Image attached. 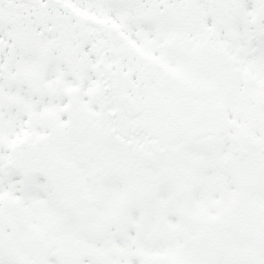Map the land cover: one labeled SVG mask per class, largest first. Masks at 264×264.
I'll return each mask as SVG.
<instances>
[{"label":"snow or ice","instance_id":"obj_1","mask_svg":"<svg viewBox=\"0 0 264 264\" xmlns=\"http://www.w3.org/2000/svg\"><path fill=\"white\" fill-rule=\"evenodd\" d=\"M0 264H264V0H0Z\"/></svg>","mask_w":264,"mask_h":264}]
</instances>
